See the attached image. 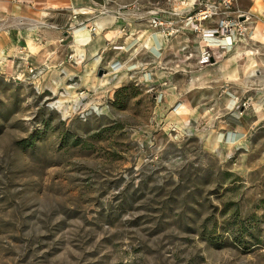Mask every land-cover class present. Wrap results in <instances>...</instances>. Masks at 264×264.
<instances>
[{"label": "rangeland", "instance_id": "rangeland-1", "mask_svg": "<svg viewBox=\"0 0 264 264\" xmlns=\"http://www.w3.org/2000/svg\"><path fill=\"white\" fill-rule=\"evenodd\" d=\"M222 1L144 0L166 43L115 74L0 64V264H264V0ZM222 20L242 30L202 66Z\"/></svg>", "mask_w": 264, "mask_h": 264}, {"label": "crops", "instance_id": "crops-1", "mask_svg": "<svg viewBox=\"0 0 264 264\" xmlns=\"http://www.w3.org/2000/svg\"><path fill=\"white\" fill-rule=\"evenodd\" d=\"M143 1L0 0V26L4 27V21L14 24V33L8 36L5 48L0 52V58L2 55L5 59L0 64L5 61L14 64L29 57L31 62L47 64L52 73L60 74L63 69L67 76L69 68L78 71L88 66L99 70L103 67L105 71L115 74L131 63L127 57L136 52L154 58L165 41L160 37L159 29L151 26L150 20L153 13L160 18L167 17L160 12H167L160 9L148 13ZM178 1L170 0L175 4V11L169 14L192 12L198 2L192 0L186 7H181ZM249 1L256 7L257 0ZM74 15L77 17L74 18ZM43 21L53 26L45 27ZM261 21L264 23V19ZM33 23H36L35 26ZM82 23L94 27V30H80L73 34L71 29ZM61 38L63 43L60 42ZM31 47L38 50L31 51ZM69 56H72L71 62ZM254 61L256 63L255 58ZM134 64L140 67L144 63L134 61ZM115 65L118 66L116 70L113 69ZM17 68L23 71L24 65L20 64ZM46 76H43L44 80Z\"/></svg>", "mask_w": 264, "mask_h": 264}, {"label": "built area", "instance_id": "built-area-1", "mask_svg": "<svg viewBox=\"0 0 264 264\" xmlns=\"http://www.w3.org/2000/svg\"><path fill=\"white\" fill-rule=\"evenodd\" d=\"M222 4L229 7L230 1L229 0H223ZM214 14H215L214 10L206 7L205 9L200 10V12H198L196 15L189 17V20L196 19L199 21H204V20L211 18ZM240 16H242V15H239V17ZM76 17L77 16L74 15V18H76ZM150 24L153 28H160L163 26L164 23L157 16V13H153L152 18L150 20ZM86 29L94 30V27H89L86 24L82 23L79 26H77L76 28L74 27L73 32L76 33L77 31L86 30ZM197 29H199V27ZM238 29L242 30V26L240 25V23L232 21V20H222L218 27L210 28V29H206V30L203 29L202 32L204 34V38L208 42H207V44H205L203 46V49L201 51L200 59H199L200 65H202V66L207 65V64L211 63V61H213L216 57H219L220 56L219 48L221 50H225L226 46H232L233 43L236 41V32ZM213 37H217L219 39H224V38L229 37V38H231V41L227 44H223V43L212 44L209 41V38H213ZM70 58H72V56H70ZM117 68H118L117 65L113 66V69L116 70ZM27 70H28L29 76L33 79H37L40 76L38 69L35 68L32 64H29L27 66Z\"/></svg>", "mask_w": 264, "mask_h": 264}, {"label": "bare ground", "instance_id": "bare-ground-1", "mask_svg": "<svg viewBox=\"0 0 264 264\" xmlns=\"http://www.w3.org/2000/svg\"><path fill=\"white\" fill-rule=\"evenodd\" d=\"M85 10V9H84ZM89 10V9H88ZM257 37H259L261 39L262 42H264V32L263 34H260L258 33L257 34ZM209 41L212 43V44H217V43H223V44H227L231 41V38H224V39H219L217 37H213V38H209ZM255 63L254 61V57L252 56L251 52L248 53V65H253ZM18 66V65H17ZM22 69V68H20ZM18 70V68H17ZM19 72V70L17 71ZM17 74V73H16ZM22 74V73H21ZM18 75V74H17ZM106 77V78H105ZM105 77L102 78V80L104 81L106 79V82H108L110 80V75H105ZM61 103H59L60 105Z\"/></svg>", "mask_w": 264, "mask_h": 264}, {"label": "water", "instance_id": "water-1", "mask_svg": "<svg viewBox=\"0 0 264 264\" xmlns=\"http://www.w3.org/2000/svg\"><path fill=\"white\" fill-rule=\"evenodd\" d=\"M106 71L104 69H100L99 75L102 76Z\"/></svg>", "mask_w": 264, "mask_h": 264}]
</instances>
